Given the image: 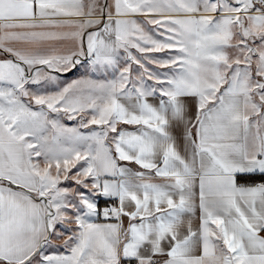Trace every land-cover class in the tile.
I'll use <instances>...</instances> for the list:
<instances>
[{
  "label": "snow or ice",
  "instance_id": "snow-or-ice-1",
  "mask_svg": "<svg viewBox=\"0 0 264 264\" xmlns=\"http://www.w3.org/2000/svg\"><path fill=\"white\" fill-rule=\"evenodd\" d=\"M0 264H264V0H0Z\"/></svg>",
  "mask_w": 264,
  "mask_h": 264
}]
</instances>
